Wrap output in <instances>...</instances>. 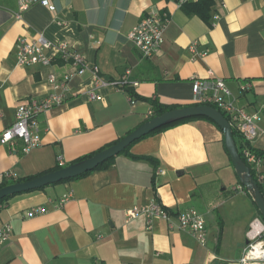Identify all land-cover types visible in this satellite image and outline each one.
Listing matches in <instances>:
<instances>
[{
	"label": "crops",
	"instance_id": "1",
	"mask_svg": "<svg viewBox=\"0 0 264 264\" xmlns=\"http://www.w3.org/2000/svg\"><path fill=\"white\" fill-rule=\"evenodd\" d=\"M212 1L207 23L188 15L178 0H52L55 11L36 5L20 20L18 0H0V133L15 123L20 104L51 93L50 75L61 80L75 72L64 62L46 68L16 64L18 38L40 35L69 43L104 81L130 71L129 81L139 85L128 88L144 99L186 108L193 105L195 80L212 85L222 79L237 109L263 114L264 0ZM153 12L167 14L170 23L160 53L146 59L127 36ZM246 83L251 89L242 93ZM69 88L65 102L39 118L41 147L24 154L21 143L0 145V174L20 180L51 173L59 157L64 167L75 164L152 115L149 102L126 90L95 89L90 70L74 76ZM92 91L101 99H91ZM224 144L214 124L194 120L138 141L108 169L12 197L0 207V230L13 227L0 264H241L252 222L264 220L247 192L236 190L240 182ZM251 146L264 157V119ZM260 177L264 190V162ZM154 201L171 212L173 226L156 219L148 229L145 217L126 220L128 209ZM34 208L45 212L28 217ZM188 210L206 218L205 246L175 226Z\"/></svg>",
	"mask_w": 264,
	"mask_h": 264
},
{
	"label": "built area",
	"instance_id": "2",
	"mask_svg": "<svg viewBox=\"0 0 264 264\" xmlns=\"http://www.w3.org/2000/svg\"><path fill=\"white\" fill-rule=\"evenodd\" d=\"M191 1L193 0H178V5L182 7ZM36 5H42L51 11H55L52 0H18V13H16L15 19L20 20L24 12ZM169 23L170 17L167 14L153 12L142 19L128 33L127 38L142 52L146 59H151L160 53L165 43V33ZM14 52L16 64L20 67L40 66L46 68L57 62H64L75 68L73 74L64 75L61 80L55 75H50L48 81L52 87L51 93L44 99L32 98L20 104L16 108L15 123L0 133V145L14 148L18 143H21L24 154H28L42 146L39 118L41 115L65 102V95L70 90L69 83L74 76H82L90 70L95 80V89L109 87L115 90H125L128 87H137L139 85L137 82L129 81L130 71H127L119 79L104 81L100 76L99 68L89 67L83 55L76 51L69 43L53 44L42 35L34 38H18ZM250 89L251 86L248 83L243 84L240 88L242 93ZM232 97L231 90L222 79L215 80L212 85L207 81H194L193 104L198 106H215L226 114L233 132L237 133L239 141L244 145L242 153L248 167L255 173L259 183H262L260 168L264 162V157H260L253 152L251 143L258 135L259 125L264 119V112L263 114L250 115L243 110L237 109L230 101ZM90 98L101 99L93 91L90 94ZM58 165L60 167L65 166V162L61 157L58 159ZM159 173L164 174V171H160ZM14 179H17V177L12 173L0 174V188L5 182ZM236 190L245 191L241 185ZM67 200L68 197L63 198L61 204H64ZM44 212L43 208H34L27 213V216L34 217ZM125 216L127 221L145 217L148 229L152 228L153 222L156 219H164L170 223V226L174 225L170 214L164 210L161 204L155 201L145 206L132 207L126 211ZM175 226L181 231L192 234L201 245L205 246L208 243L206 218L197 210H188L180 213ZM12 233L13 227L11 224H6L2 227L0 230V250L10 241ZM246 237L248 243L240 260L241 264H264V223L259 220L253 221Z\"/></svg>",
	"mask_w": 264,
	"mask_h": 264
},
{
	"label": "water",
	"instance_id": "3",
	"mask_svg": "<svg viewBox=\"0 0 264 264\" xmlns=\"http://www.w3.org/2000/svg\"><path fill=\"white\" fill-rule=\"evenodd\" d=\"M197 117L211 120L222 130L225 147L230 155L239 182L247 190L264 220V196L260 191L259 185L253 179L250 168L242 160L239 154L233 130L228 119L218 109L211 106H190L168 111L161 116L149 120L130 135L120 140L117 144L88 159L69 165L58 171L42 175L33 180L19 182L1 188L0 201L16 195L38 191L49 186L60 184L61 182L80 177L86 173L93 172L109 160L120 156L133 143L141 140L151 133L166 126Z\"/></svg>",
	"mask_w": 264,
	"mask_h": 264
},
{
	"label": "trees",
	"instance_id": "4",
	"mask_svg": "<svg viewBox=\"0 0 264 264\" xmlns=\"http://www.w3.org/2000/svg\"><path fill=\"white\" fill-rule=\"evenodd\" d=\"M213 5H214V3H213L212 0H199V1L196 2V3H187V4H184V5L182 6V8L186 11V13H187L188 15H191V16H192V15H194V16H198V17H200L202 20H204L205 22L209 23V22H210V19H211V15H210V14H211V11H212V7H213ZM125 90L128 92V94H129L132 98H134V99L145 100V101H147V102H149V103L151 104V107H152V115H151V117H150V120L153 119V118H155V117L161 116V115L165 114V113L168 112V111L175 110L174 107H170V106H166V105H164V104H161L160 101H158V100H150V99H144V98H142V97H139V96L135 95V93H134L131 89H129V88H126ZM191 106H198V105L193 104V105H191ZM208 106H211V105H208ZM188 107H190V106H188ZM211 107L216 108L215 106H211ZM216 109H217V108H216ZM218 110H219V109H218ZM219 111H220V110H219ZM220 112H221V111H220ZM221 113H222V114H223V115L229 120V118L226 116L225 113H223V112H221ZM194 120H207V121H209L210 123L214 124V125H215V126H216V127L222 132V130H221V129H220V128H219L214 122H212L211 120H209V119H207V118L197 117V118H191V119H188V120H184V121H181V122H178V123H175V124H172V125L166 126V127L162 128V129H159V130H157V131L151 133V134L148 135V136H151V135H153V134L159 133V132H161V131H163V130H165V129H168V128H170V127H173V126H176V125H179V124H183V123H186V122L194 121ZM222 133H223V132H222ZM233 134H234V138H235V142H236V145H237V148H238L239 154H240L242 160L247 164V161H246V159L244 158L243 153H242V149L244 148V145L239 141V138H238V136H237V133L233 132ZM148 136H146V137H148ZM146 137H144V138H146ZM144 138H142V139H144ZM142 139H141V140H142ZM139 141H140V140H139ZM118 142H119V141L115 142L114 144L108 145V146L102 148L101 150H99V151L96 152V153H93V154H91V155L85 156V157L79 159L78 161H76V163H77V162H80V161H83V160H85V159H88V158H90V157L96 155L97 153H99V152H101V151H103V150H105V149H107V148H109V147H111V146L117 144ZM137 142H138V141H136L135 143H137ZM135 143H133L129 148H127V149H126L121 155H128V154H129V151H130V148H131ZM224 145H225V144H224ZM225 149H226V147H225ZM252 150H253V152H254L256 155H258V156H260V157H263V153H261V152L255 150V149H252ZM226 153H227L228 156L230 157V155H229L227 149H226ZM134 158H135V159H140V160L142 159V160L151 161V162H154V163L156 164L155 160H154L153 158H151V157H134ZM114 159H115V158H114ZM114 159L109 160L108 162H106V163H104L103 165L99 166V167H98L96 170H94V171H100V170L108 169V168L111 166V164H112V162L114 161ZM230 160H231V158H230ZM231 162H232V161H231ZM232 165H233V164H232ZM247 165H248V164H247ZM62 168H64V167H60V166H58V167H56V168H55L54 170H52V171L55 172V171H58V170H60V169H62ZM94 171H93V172H94ZM50 172H51V171H50ZM90 173H92V172L86 173V174H84V175H82V176H80V177H77V178H74V179H71V180H68V181L79 180V179H81V178L86 177V176L89 175ZM45 174H48V173L46 172V173H43V174H41V175H38V176H35V177L26 178V179H20V180H18V179H14V180H12V181H7V182H5V183L2 185L1 188L6 187V186H9V185H12V184H15V183H19V182H25V181L33 180V179H35V178H37V177H40V176H42V175H45ZM251 175H252L253 179L258 183L259 188H260V191L262 192V194H263V196H264V190H263L262 184L259 183V181H258V179H257V177H256V175H255V173H254L253 171H251ZM68 181H64V182H68ZM64 182H61V183H64ZM61 183H60V184H61ZM240 185H241V183H240ZM241 186H242V185H241ZM1 188H0V189H1ZM44 189H45V188H44ZM244 189H245V188H244ZM41 190H43V189H41ZM245 191L247 192L246 189H245ZM247 194H248V192H247ZM248 196L250 197L249 194H248ZM11 198H12V197H9V198H6V199H3L2 201H0V207H1L2 205H4L5 203H7ZM250 198H251V197H250ZM163 208H164V210L167 211V213L171 214V212H170L168 209H166L165 207H163ZM258 212H259V211H258ZM259 215H260V213H259ZM260 216H261V215H260ZM261 218H262V217H261ZM262 220H263V218H262Z\"/></svg>",
	"mask_w": 264,
	"mask_h": 264
}]
</instances>
